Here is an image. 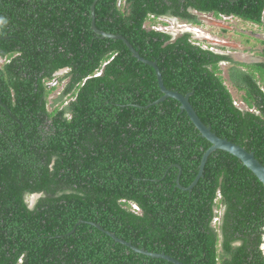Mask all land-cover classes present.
I'll list each match as a JSON object with an SVG mask.
<instances>
[{
	"label": "trees",
	"instance_id": "1",
	"mask_svg": "<svg viewBox=\"0 0 264 264\" xmlns=\"http://www.w3.org/2000/svg\"><path fill=\"white\" fill-rule=\"evenodd\" d=\"M94 1L0 0V264H174L91 222L185 264H264V184L217 149L191 191L177 187L178 178L185 187L195 180L212 143L177 99L151 104L163 94L155 69L123 40L93 30ZM199 13L264 32V0L95 5L98 28L155 60L169 89L193 91L201 119L264 164V39L262 59L246 62L204 46L192 31L175 37L147 24L200 25ZM223 62L246 107L236 103Z\"/></svg>",
	"mask_w": 264,
	"mask_h": 264
},
{
	"label": "rangeland",
	"instance_id": "2",
	"mask_svg": "<svg viewBox=\"0 0 264 264\" xmlns=\"http://www.w3.org/2000/svg\"><path fill=\"white\" fill-rule=\"evenodd\" d=\"M198 15L202 20L200 25H188L178 18H162L158 22L149 20L147 24L149 27L170 31L175 37L182 32L191 30L204 46L230 54L239 61L250 62L262 59L259 50L263 48L261 40L264 39V32L258 25L234 16H215L213 13H199ZM2 62L3 60L0 58V64ZM221 66L226 83L236 103L241 107H246L242 91H239L228 79V63L223 62ZM54 82L57 83V81ZM62 87L63 85H59L51 97L56 96ZM37 197V195L28 197L29 203L33 205Z\"/></svg>",
	"mask_w": 264,
	"mask_h": 264
},
{
	"label": "water",
	"instance_id": "3",
	"mask_svg": "<svg viewBox=\"0 0 264 264\" xmlns=\"http://www.w3.org/2000/svg\"><path fill=\"white\" fill-rule=\"evenodd\" d=\"M96 2H97V0L94 1L93 5H92V10H91L93 30L102 38L107 37V38L123 40L126 43V45L129 47V49L131 50L133 56H135L139 61H142L146 64L153 66V68L155 69L157 79H158V83H159V86H160L163 94L160 98H158L157 100H155L151 104L159 103V102L167 99L168 97H172V98L177 99L181 103V106H180L181 110H184L187 112V114L190 117V119L192 120V122L195 124L197 129L200 131L201 135L203 137L207 138L212 143V145L203 154V157L201 159V163L199 166V172H198L195 180L191 183L190 186L185 187L180 183V178H178L177 179V187L191 191L194 188V186L198 183L199 179L204 175L205 165L207 163V160H208L210 154L217 149L225 150V151L235 155L236 157H238L243 162V164L245 166H247L251 171H253V173L264 184V164L256 157L254 152L247 150L244 146H242V145H240V144H238V143H236V142H234L228 138L219 136L215 131L212 130V127L210 125H207L201 119V117L198 115L196 109L194 108L192 102L190 101V97L194 93L193 91H190L186 94H183L182 92H180L178 90L169 89L164 83V79H163L161 69L155 60H151V59H148V58H145L144 56H142L140 51L137 48H135L134 45L123 34L107 32V31H104V30L97 27L96 16H95ZM151 104H149V105H151ZM178 167H179L180 172H181L182 167L180 165ZM82 222H84V220H80L76 224V226ZM91 223L93 225L97 226L98 228H100L101 230H104L105 232H107L112 238H114V240L116 242H119V243L126 245L127 247L133 249L135 252L142 253V254H145L148 256H152V257L165 258V259L173 262L174 264H185L181 260H179V259H177V258H175V257H173V256H171L165 252H154V251H149L143 247H138L137 245L133 244L131 241H127L124 238L117 236L114 232H111L109 230L104 229L99 223H96V222H91ZM76 226L74 227V229L72 231L75 230ZM262 248L264 249V244H263Z\"/></svg>",
	"mask_w": 264,
	"mask_h": 264
},
{
	"label": "clouds",
	"instance_id": "4",
	"mask_svg": "<svg viewBox=\"0 0 264 264\" xmlns=\"http://www.w3.org/2000/svg\"><path fill=\"white\" fill-rule=\"evenodd\" d=\"M189 25V24H188ZM192 25V24H191ZM187 31H191V30H187Z\"/></svg>",
	"mask_w": 264,
	"mask_h": 264
},
{
	"label": "built area",
	"instance_id": "5",
	"mask_svg": "<svg viewBox=\"0 0 264 264\" xmlns=\"http://www.w3.org/2000/svg\"><path fill=\"white\" fill-rule=\"evenodd\" d=\"M156 28H158V27H156ZM160 29V28H159Z\"/></svg>",
	"mask_w": 264,
	"mask_h": 264
}]
</instances>
